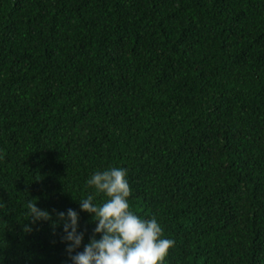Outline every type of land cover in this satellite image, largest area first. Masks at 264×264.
I'll use <instances>...</instances> for the list:
<instances>
[{
  "label": "trees",
  "instance_id": "1",
  "mask_svg": "<svg viewBox=\"0 0 264 264\" xmlns=\"http://www.w3.org/2000/svg\"><path fill=\"white\" fill-rule=\"evenodd\" d=\"M113 166L163 264H264V0H0V264H70Z\"/></svg>",
  "mask_w": 264,
  "mask_h": 264
},
{
  "label": "clouds",
  "instance_id": "2",
  "mask_svg": "<svg viewBox=\"0 0 264 264\" xmlns=\"http://www.w3.org/2000/svg\"><path fill=\"white\" fill-rule=\"evenodd\" d=\"M86 187L95 191L78 199L79 209L90 215L95 227L82 251L79 249L84 233L78 231L76 210L55 212L56 220L52 221V214L34 203L28 205V219L33 223L52 221L54 227L62 224V240L70 264H163L175 242L163 237L155 217L141 218L130 210L127 170L113 166L94 171L86 180ZM99 195L103 198L96 203Z\"/></svg>",
  "mask_w": 264,
  "mask_h": 264
}]
</instances>
